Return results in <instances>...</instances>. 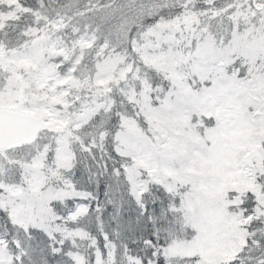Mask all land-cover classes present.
Segmentation results:
<instances>
[{"label": "rangeland", "instance_id": "1", "mask_svg": "<svg viewBox=\"0 0 264 264\" xmlns=\"http://www.w3.org/2000/svg\"><path fill=\"white\" fill-rule=\"evenodd\" d=\"M3 5L11 8L17 1L0 0ZM193 20L188 14L158 23L147 38H162V46L138 48L139 56L129 61L126 50L95 54L82 37L63 42L60 23L51 25L50 32L34 27L18 43L0 39V108L18 109L35 87L34 45L42 48L53 71L61 61L69 63L58 71L71 77L64 99L75 101L64 110L63 122L51 121L54 131L45 129L33 144L0 152V187L8 186L0 208L13 223L39 227L38 220L29 218L30 205L38 197L63 198V174L73 160L67 130L86 126L99 110L106 117L118 87L128 99L138 100L143 115L140 120L122 117L116 135L119 152L132 162L127 170L135 192L148 181L162 183L180 197L187 224L200 234L192 254L206 264H230L236 258L247 243L249 223L264 218L259 182L264 170V12L258 23L249 22L247 30L234 32L226 42H216ZM4 24L1 20L0 30ZM91 52L90 60L82 61ZM144 67L169 76L171 88L150 90ZM33 175L39 177L35 183L29 180ZM249 194L256 202L247 216L241 204ZM12 261L13 254L0 242V264Z\"/></svg>", "mask_w": 264, "mask_h": 264}, {"label": "trees", "instance_id": "2", "mask_svg": "<svg viewBox=\"0 0 264 264\" xmlns=\"http://www.w3.org/2000/svg\"><path fill=\"white\" fill-rule=\"evenodd\" d=\"M16 1L18 6L10 8L3 5L0 8V21L5 22L3 29L0 30V39L5 44L20 42L25 32L34 27H44L50 32L53 30L51 25L60 23L58 25L61 28L57 30L60 31L63 42L71 44V37H82L89 46H93L86 48L93 50L97 55L105 54V56L110 48L101 49L102 21L113 10H116L118 16L128 13V19L124 23L129 27L139 22L137 17L142 20L146 15L155 17L159 23H162L193 14L195 26L204 34L213 36L216 42H226L234 32L247 30L249 22L254 23L258 15L264 12V0H139V8L135 7L138 0H127L128 7L122 11L116 8L119 0H113V8L110 9L101 7L102 4L109 3V0ZM246 10V16L239 15L240 11ZM249 16L250 20H247ZM262 25L263 23L252 26L251 32ZM93 35L98 39L93 41ZM117 52L121 51L117 50ZM125 54L127 61L132 59L127 50ZM90 55H93L92 52L82 61H89ZM56 60H59V57ZM68 65L69 63H64L60 69H65ZM144 68L143 76L150 83V90L161 88L162 91H166L171 88L172 79L169 76L151 67ZM77 70L75 68L74 72L77 73ZM248 79L250 81L251 75ZM119 90L118 87L112 90L111 94L115 95L111 97L106 117H102L106 114L99 110L86 126H79L73 131L70 128L67 130L72 138L73 160L63 175L66 179L71 178L73 173L78 177L90 175L91 183L88 187L96 190L100 195L99 210L93 204L87 214L82 213L77 216L74 222L65 224L63 220H58L57 223L62 231L49 229L54 237L49 240L43 233L38 232V227L31 226L26 229L13 223L7 211L0 208V242L5 243L9 254H13L12 264H37L40 256L38 249L41 248L44 249L48 264H74V260L76 264H93V258L95 264H127L125 257L137 254L139 245L135 241L143 240L148 230L146 219L140 217L138 225L137 216L130 209L131 193L136 194V201L133 203L139 202L140 196L143 195L144 201L148 203L155 198L162 200L165 207L171 204V214L175 215L177 223L186 231H192L193 228L186 222L185 210L181 209L180 197L170 192L165 185L157 181H148L140 193L135 192L127 170L132 162L129 157L119 152L116 135L122 126V117L140 120L143 115L138 100L128 99ZM42 133H39L38 138ZM74 136H77L78 140H75ZM259 176L264 194V170ZM102 185L107 186V195L100 194L99 189ZM118 192L121 194L118 195ZM255 202L252 194L245 197V201L241 204L245 215L252 214ZM83 203L88 206V202ZM54 207L57 213L64 216L67 215L68 209L74 210L72 201L67 202V208L61 204ZM152 215L158 216V213ZM247 231V243L230 264H255L254 258L264 249V218L253 219ZM60 241H63V244ZM105 242H107L108 254L102 257L101 252ZM49 244L54 248L62 249L59 256L51 255L52 248L48 247ZM67 253H71L72 257L66 255ZM98 254L101 257L100 262L97 261Z\"/></svg>", "mask_w": 264, "mask_h": 264}, {"label": "snow or ice", "instance_id": "3", "mask_svg": "<svg viewBox=\"0 0 264 264\" xmlns=\"http://www.w3.org/2000/svg\"><path fill=\"white\" fill-rule=\"evenodd\" d=\"M102 8H113V0L109 3L102 4ZM128 7L127 0H119L116 8L121 11ZM136 8L140 7L138 0ZM128 19V13L118 16L116 10L107 14V18L102 21L103 27V44L101 49L111 48L113 52L127 50L128 54L133 57H138V48L155 46L160 48L165 42L162 38L157 37L155 40L147 38V33L150 29H155L159 20L152 16H145L142 20L138 19V23L131 24L129 27L124 23ZM98 39L93 35V41ZM33 66V81L35 87L28 93V99L20 105L16 112L5 113L0 110V135L3 134L5 123L8 126L29 125L36 127L38 131H54L49 127L51 121L57 123L63 122L65 119L64 110L73 104L75 101L65 100L68 96L69 89L65 87L71 77L58 70L63 67L64 61L55 65L57 71H53V65L49 63V58L44 55V51L39 45H34L30 53ZM75 71V69H72ZM78 79V78H73ZM80 97L77 96L76 100ZM3 98L0 97V103ZM59 145L61 141L57 139ZM119 155V153H117ZM39 177L33 175L29 180L33 183L37 182ZM63 179V178H62ZM27 182V181H26ZM91 183L90 175L73 176L68 179H63L64 196L62 199L38 197L29 207V218L39 221L38 232L43 233L49 240L54 239L49 229H54L61 232L62 229L58 220H63L65 224L72 221L76 217L87 214L90 207L94 204L99 210L100 195L97 191L88 187ZM8 186L0 187V196L6 195ZM101 195H107L108 190L106 185H102L99 189ZM118 195L121 193H117ZM130 209L137 216V224H140V217H144L147 221V233L143 240L135 241L139 245L137 254L126 256L127 264H206L199 254L195 252V241L197 235H200L196 229L191 232L186 231L177 223L175 215H172V206L169 204L164 206L162 200L152 199L150 203L144 201V196L141 195L139 202L136 201V194L131 193L129 196ZM72 201L74 210L68 209L67 215H61L56 212L54 205L61 204L67 208V202ZM83 202H88L85 206ZM153 213H158V216H153ZM67 231V229H63ZM63 244V241H60ZM183 245V251L179 250V246ZM52 248L51 255L57 257L62 249ZM40 256L37 264H48L47 256L44 255V249H38ZM108 254L107 242H105L101 256ZM70 258L71 253H67ZM95 256V254H94ZM255 264H264V249L261 250L259 256L254 258ZM74 264H76L74 260ZM95 264V258H93Z\"/></svg>", "mask_w": 264, "mask_h": 264}, {"label": "water", "instance_id": "4", "mask_svg": "<svg viewBox=\"0 0 264 264\" xmlns=\"http://www.w3.org/2000/svg\"><path fill=\"white\" fill-rule=\"evenodd\" d=\"M0 110H3L5 113L17 111L9 108H0ZM39 132L33 126L16 125L9 127L6 122L3 134L0 135V150L23 144H31L36 140Z\"/></svg>", "mask_w": 264, "mask_h": 264}, {"label": "flooded vegetation", "instance_id": "5", "mask_svg": "<svg viewBox=\"0 0 264 264\" xmlns=\"http://www.w3.org/2000/svg\"><path fill=\"white\" fill-rule=\"evenodd\" d=\"M18 6V5H17ZM12 109H14V108H12ZM14 110H17V109H14Z\"/></svg>", "mask_w": 264, "mask_h": 264}]
</instances>
